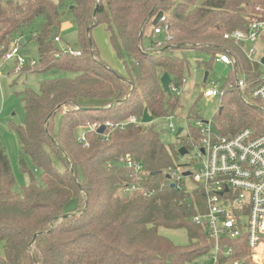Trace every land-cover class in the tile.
Returning a JSON list of instances; mask_svg holds the SVG:
<instances>
[{"label":"trees","instance_id":"1","mask_svg":"<svg viewBox=\"0 0 264 264\" xmlns=\"http://www.w3.org/2000/svg\"><path fill=\"white\" fill-rule=\"evenodd\" d=\"M64 1L0 0V61L21 30L41 18L39 30L30 36L39 60L19 70L36 74L55 67L75 73L73 78L42 80L37 91L21 93L25 117L14 131L22 153L39 171V179L31 175L21 195L13 191L14 178L0 145V264H192L208 256L205 232L191 222L203 209L201 191L178 190L166 178L181 156L179 149L189 150L187 134L176 137L175 148L160 141L152 123L115 129L107 139L88 125L142 117L144 110L153 120L168 117L178 96H168L160 78L167 73L181 88L187 62L174 52L197 50L210 56L207 70L217 53H226L234 64L212 120L214 132L229 137L248 128L255 136L264 135V106L247 91L226 89L238 72L248 83L263 73L257 61L245 57L240 43L224 38L227 32L245 31L247 18L256 6L264 9V0H70L79 57L55 47ZM159 12L164 22L157 25L167 26L161 41L155 40L157 25L152 24ZM99 25L124 62V73L99 59L90 38ZM148 27L149 46L143 47ZM80 128L85 142L75 135ZM189 132L199 137L194 129ZM126 156L141 164L144 176L140 190L127 194L132 179L122 165ZM159 228H184L189 243L177 246L159 235ZM239 243L245 249L243 239Z\"/></svg>","mask_w":264,"mask_h":264},{"label":"built area","instance_id":"2","mask_svg":"<svg viewBox=\"0 0 264 264\" xmlns=\"http://www.w3.org/2000/svg\"><path fill=\"white\" fill-rule=\"evenodd\" d=\"M3 1L9 3L12 0ZM159 22H164V18L161 17ZM166 29V25H157L153 36L163 35ZM263 30L264 9L256 6L253 15L247 18L246 30L227 32L224 38L240 43L245 57L249 61H256L254 60L256 52L246 46L255 43ZM20 40L15 38L4 50L0 64L13 61L18 68L36 64V61L27 62L19 55ZM55 42L60 43V37H56ZM160 44L161 42H157L156 45ZM1 49L4 48L1 46ZM60 51L72 57L81 56L79 49H72L69 46ZM58 56L57 53L56 57ZM214 61L232 66L234 69V64L226 53L215 54ZM184 82L183 80L182 84ZM252 84L254 86L250 88ZM226 89L241 93L247 91L251 98L264 106V73L254 83H248L244 76L238 78L235 74L233 83L227 84ZM170 91L179 96L178 87L172 82ZM223 93L224 89L215 88L212 82V88L206 90L204 96L221 99ZM167 118L171 119L169 116ZM129 125H143L142 117L130 116L127 120L116 123L95 122L88 125V130L96 132L104 126L107 133L101 135L107 139L113 130L124 129ZM168 128L174 131L172 124H169ZM191 129L199 134L198 138L189 136ZM186 134L185 142L189 150L184 156L193 153L189 158L193 163H197V167L192 170L189 163L184 164V167L175 163L168 168L167 176L170 185L178 190L189 193L193 189H199L203 196V209L192 216L191 222L205 232L211 247L208 253L209 261L199 264H264V135L255 136L246 128L233 136H220L214 132L211 120H197L194 127H187ZM78 140L85 142L84 135ZM184 156H179L178 160ZM122 165L129 171V177L132 179L126 185L124 193L140 190L139 186L144 178L141 164L126 156ZM185 173L188 175H184ZM182 178H192L196 187L191 190L184 189ZM149 193L150 190H143L144 195ZM241 239L245 242V249L239 243ZM237 252L238 257L234 258Z\"/></svg>","mask_w":264,"mask_h":264},{"label":"rangeland","instance_id":"3","mask_svg":"<svg viewBox=\"0 0 264 264\" xmlns=\"http://www.w3.org/2000/svg\"><path fill=\"white\" fill-rule=\"evenodd\" d=\"M57 1V0H53ZM71 8L70 0L64 1L61 8V24L59 30L60 43H56L55 47L58 50L66 48L79 49L77 29L73 25V16L69 12ZM42 19H35L32 27L21 30L17 38L23 40V44H19V55L28 61H38L39 54L36 44L30 40V36L39 30L42 24ZM151 27L145 30L142 37V46H149V33ZM109 34L103 26H96L90 31V38L95 46L99 59L111 69L124 73L125 65L120 60L109 43ZM155 40L161 41V36H155ZM248 48L254 49L256 55L254 60L258 61V70L264 73V67L260 64V58L264 51V30L260 37L253 44H247ZM174 55L184 59L187 65L183 71L182 78L185 81L181 88L178 86L179 96L178 105L173 110L169 111V117L155 118L152 121V126L157 132L160 141L166 146L177 148L178 140L176 132L178 129H183L182 135L186 134L187 127H194L197 120L212 121L221 107V99L206 98L204 92L214 87L220 89L223 87L229 78L231 71H234L232 66L221 63H212L211 69L207 70L205 63L210 64V56L203 51L197 50H176ZM208 73V81L204 83V75ZM75 73L61 70L59 68H51L44 73H24L15 66L13 61L0 64V145L4 148L8 157L9 165L14 178L13 191L21 195L24 187L29 183L30 176L39 179V171L36 170L30 158L24 155L19 145L18 136L14 131L15 127L23 124L25 112L21 93L24 89L37 91L38 83L45 79L53 78H73ZM235 76V75H234ZM238 78H242L240 72L236 73ZM58 119H56V123ZM173 125L174 131H170L168 126ZM85 134V129H77L75 135L81 137ZM191 152H189L190 154ZM188 154V155H189ZM184 156L174 163L187 164L190 169L195 170L197 163L191 161L189 157ZM21 160L24 164V170L21 167ZM184 189L191 190L196 187L192 178H182ZM73 202L68 205L72 206ZM159 235L167 238L177 246H186L189 243L187 231L184 228L167 229L159 228ZM0 254H2V243H0ZM209 261L208 256H203L197 259L192 264H199Z\"/></svg>","mask_w":264,"mask_h":264},{"label":"water","instance_id":"4","mask_svg":"<svg viewBox=\"0 0 264 264\" xmlns=\"http://www.w3.org/2000/svg\"><path fill=\"white\" fill-rule=\"evenodd\" d=\"M71 8H72V7H71ZM161 17H162V13L159 12V13L155 16V18H154L152 24H153L154 26H156V25L159 23ZM87 31H88V30H87ZM20 43H23V40H22V39L20 40ZM260 64L264 67V51H263L262 56H261V58H260ZM207 77H208V73H205V75H204V82L207 80ZM170 84H171V78H170V76H169L167 73L163 74V75L161 76V78H160V85H161L163 91H164L168 96L171 95ZM152 121H153V118L148 114L147 110H144L143 115H142V123L146 125V124H151ZM103 131H104V126H101V127L96 131V133H97V134H102ZM181 133H182V129H178L177 132H176V137H178ZM179 152H180V155H181V156H184V155L187 154V150H185L184 147H181V148L179 149ZM184 175H188V174L185 173ZM166 178L169 179V176H166ZM171 187H173V185H171Z\"/></svg>","mask_w":264,"mask_h":264},{"label":"crops","instance_id":"5","mask_svg":"<svg viewBox=\"0 0 264 264\" xmlns=\"http://www.w3.org/2000/svg\"><path fill=\"white\" fill-rule=\"evenodd\" d=\"M209 75V74H208ZM207 79H208V77H207Z\"/></svg>","mask_w":264,"mask_h":264}]
</instances>
